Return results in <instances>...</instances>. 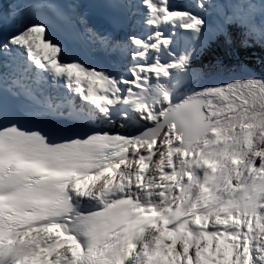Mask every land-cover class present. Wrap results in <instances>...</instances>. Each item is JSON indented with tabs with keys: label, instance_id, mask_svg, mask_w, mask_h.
<instances>
[{
	"label": "snow or ice",
	"instance_id": "6c2138e0",
	"mask_svg": "<svg viewBox=\"0 0 264 264\" xmlns=\"http://www.w3.org/2000/svg\"><path fill=\"white\" fill-rule=\"evenodd\" d=\"M237 42L264 0H0V264H264Z\"/></svg>",
	"mask_w": 264,
	"mask_h": 264
},
{
	"label": "trees",
	"instance_id": "16d2710c",
	"mask_svg": "<svg viewBox=\"0 0 264 264\" xmlns=\"http://www.w3.org/2000/svg\"><path fill=\"white\" fill-rule=\"evenodd\" d=\"M261 61H264V49L259 47L245 49L240 47L237 42L236 46L232 49V54L227 58L226 63L229 66L246 63L249 67L255 68L257 74H260Z\"/></svg>",
	"mask_w": 264,
	"mask_h": 264
},
{
	"label": "rangeland",
	"instance_id": "374dc122",
	"mask_svg": "<svg viewBox=\"0 0 264 264\" xmlns=\"http://www.w3.org/2000/svg\"><path fill=\"white\" fill-rule=\"evenodd\" d=\"M230 75H232V74H230V73H226V74L224 75L223 78H224V79H227V78H229ZM84 87H85V86H84ZM86 87H87V86H86ZM86 87H85V88H86Z\"/></svg>",
	"mask_w": 264,
	"mask_h": 264
},
{
	"label": "bare ground",
	"instance_id": "6f19581e",
	"mask_svg": "<svg viewBox=\"0 0 264 264\" xmlns=\"http://www.w3.org/2000/svg\"><path fill=\"white\" fill-rule=\"evenodd\" d=\"M86 62H87L88 64H92V61H90V60H87ZM85 85H86V84H85ZM85 85H84V86H85ZM86 86H87V85H86ZM86 86H85V87H86Z\"/></svg>",
	"mask_w": 264,
	"mask_h": 264
}]
</instances>
